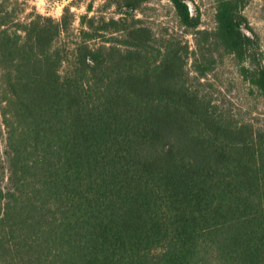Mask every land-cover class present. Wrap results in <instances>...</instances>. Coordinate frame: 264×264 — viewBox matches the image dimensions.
Returning a JSON list of instances; mask_svg holds the SVG:
<instances>
[{
  "label": "trees",
  "instance_id": "trees-1",
  "mask_svg": "<svg viewBox=\"0 0 264 264\" xmlns=\"http://www.w3.org/2000/svg\"><path fill=\"white\" fill-rule=\"evenodd\" d=\"M150 1L76 30L0 13V264H264V123L207 81L229 56L264 101L250 0H215L212 30L168 0L180 35L137 17Z\"/></svg>",
  "mask_w": 264,
  "mask_h": 264
},
{
  "label": "rangeland",
  "instance_id": "rangeland-1",
  "mask_svg": "<svg viewBox=\"0 0 264 264\" xmlns=\"http://www.w3.org/2000/svg\"><path fill=\"white\" fill-rule=\"evenodd\" d=\"M107 0H0V13L5 14L8 25L27 22L32 16L41 15L59 20L67 8L73 16L72 29L80 28V17H116L115 8L106 6ZM190 10L200 17V29L212 30L214 24L215 0H188ZM252 34L257 38L261 61L264 64V0H250L244 8ZM138 18L150 26L156 34L180 35L178 21L168 0H152L136 13ZM192 47L193 38H184ZM238 66L226 56L218 64L214 74L207 77L213 85V97L219 99L226 109L234 113L238 120L249 121L254 125L264 123V101L258 92L244 81ZM206 83V80H202ZM4 130L0 117V186L6 182L7 172L3 160Z\"/></svg>",
  "mask_w": 264,
  "mask_h": 264
}]
</instances>
